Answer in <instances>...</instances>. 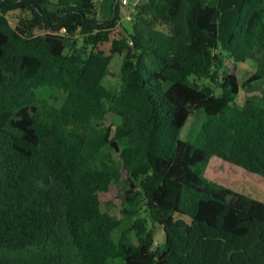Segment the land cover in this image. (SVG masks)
I'll use <instances>...</instances> for the list:
<instances>
[{"label": "trees", "instance_id": "obj_1", "mask_svg": "<svg viewBox=\"0 0 264 264\" xmlns=\"http://www.w3.org/2000/svg\"><path fill=\"white\" fill-rule=\"evenodd\" d=\"M122 1L107 24L97 0H0V264H264V202L205 177H264V95L238 103L264 83V0H146L119 26ZM119 184L148 220L102 210Z\"/></svg>", "mask_w": 264, "mask_h": 264}, {"label": "rangeland", "instance_id": "obj_2", "mask_svg": "<svg viewBox=\"0 0 264 264\" xmlns=\"http://www.w3.org/2000/svg\"><path fill=\"white\" fill-rule=\"evenodd\" d=\"M18 13H13L10 15V18L13 19L15 15ZM126 22L123 24L125 25ZM72 45L69 43V46ZM77 51L82 53L83 45L80 42H77L76 45ZM260 53H263V50H260ZM120 66H121V57L116 56L109 68L110 75L105 79V85L112 91L115 92L119 89L120 86ZM226 70L227 71H235L239 76L240 83H243L247 79L251 77L254 68L251 64L245 63L235 70L231 67V63L226 61ZM257 85V86H256ZM252 90L242 89L238 98V103L242 105L246 98L250 95H255L258 97H262L264 95V83H258ZM249 91V92H248ZM53 95H60L58 92H41V96L44 98H52ZM61 96V95H60ZM204 115L202 113H194L186 126L184 127L181 133V139L193 142L195 139V134L199 130L203 120ZM95 123H99L101 125L112 127L113 129L119 125L120 118L115 114L108 112L105 119L100 121H95ZM205 177L214 181L218 184L226 186L236 192L245 194L253 199L264 202V177L252 174L250 172H246L241 167L235 166L228 162H224L218 157H212L210 160L206 171ZM125 187L123 184H119L116 186H112L109 193L101 194V208L104 212H107L111 215H117L121 218L122 213L125 208H127L131 213L127 215L125 219V223L123 227H127L131 225L130 219L133 221L143 216L147 218V215L143 213V209H132L128 206L126 199L124 197ZM143 207V204H141ZM129 207V208H128ZM141 208V206H140ZM139 211L138 215H134L133 212ZM153 227V226H152ZM154 231L156 235V242L158 245H161L164 241V234L162 228L158 225L154 226ZM111 264H122L120 260H114Z\"/></svg>", "mask_w": 264, "mask_h": 264}, {"label": "crops", "instance_id": "obj_3", "mask_svg": "<svg viewBox=\"0 0 264 264\" xmlns=\"http://www.w3.org/2000/svg\"><path fill=\"white\" fill-rule=\"evenodd\" d=\"M116 0H97V10H98V20L105 22L112 19L114 3ZM122 1V0H119ZM146 0H127V5H120L121 8V21L119 26H123L125 21V16L129 14V9L136 6L137 4H142Z\"/></svg>", "mask_w": 264, "mask_h": 264}, {"label": "built area", "instance_id": "obj_4", "mask_svg": "<svg viewBox=\"0 0 264 264\" xmlns=\"http://www.w3.org/2000/svg\"><path fill=\"white\" fill-rule=\"evenodd\" d=\"M122 3H123V5H127L128 2H127L126 0H123ZM127 19H131V17L128 16ZM63 31H64V30H63Z\"/></svg>", "mask_w": 264, "mask_h": 264}, {"label": "water", "instance_id": "obj_5", "mask_svg": "<svg viewBox=\"0 0 264 264\" xmlns=\"http://www.w3.org/2000/svg\"><path fill=\"white\" fill-rule=\"evenodd\" d=\"M105 23L109 24V23H111V20L105 21Z\"/></svg>", "mask_w": 264, "mask_h": 264}]
</instances>
